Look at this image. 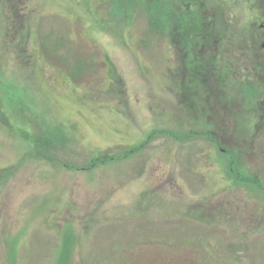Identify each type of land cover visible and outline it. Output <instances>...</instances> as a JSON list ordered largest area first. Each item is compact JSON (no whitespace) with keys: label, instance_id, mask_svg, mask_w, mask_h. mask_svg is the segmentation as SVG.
Returning <instances> with one entry per match:
<instances>
[{"label":"rangeland","instance_id":"1","mask_svg":"<svg viewBox=\"0 0 264 264\" xmlns=\"http://www.w3.org/2000/svg\"><path fill=\"white\" fill-rule=\"evenodd\" d=\"M99 1L0 0V108L13 127L0 118V264H55L69 234L67 264H149L148 251L191 264L190 241L202 264H264V195L235 182L226 149L202 134L231 147L232 122L219 114L206 128L184 113L170 90L175 49L144 15L116 25ZM228 3L243 26L247 6ZM40 123L66 137L54 161L30 157L18 130L33 136ZM255 144L241 164L264 183V139ZM122 249L146 258L124 262Z\"/></svg>","mask_w":264,"mask_h":264},{"label":"trees","instance_id":"2","mask_svg":"<svg viewBox=\"0 0 264 264\" xmlns=\"http://www.w3.org/2000/svg\"><path fill=\"white\" fill-rule=\"evenodd\" d=\"M228 1L104 0L99 1L98 5L108 8V15L116 25L126 21L127 26H132L136 13L144 15L149 35L171 44L176 51L178 68L170 69V90L175 93L181 108L185 110L184 113L192 118L194 116L206 128H213L219 114L225 116V121L232 122L233 126L227 128V135L234 140L231 147L224 141L214 139L207 130L202 134L210 137L217 148L226 149L221 150L220 156L227 163V171L235 176V182L255 188L264 195L263 181L258 177L247 176L241 164L250 151L254 152L253 144H259V140L264 139V0H240L247 6L245 7L249 17L243 26H237L233 22V9ZM16 7L19 8L12 6L14 12ZM5 8L13 14L11 7ZM259 31L263 32V36ZM248 59L250 65L245 67L248 73L239 71L242 69L241 62L244 64ZM214 87L217 89L215 97L211 94ZM212 102L219 103L221 107H213ZM5 113L0 110L1 121L9 124ZM46 127L47 125L43 131L41 123L37 124L38 133L33 136L28 126L18 130L24 141L32 144L30 157L35 160L54 161L56 154L64 149L66 137L58 128L54 131ZM9 128L13 129L11 124ZM188 135L190 138L196 136L193 132ZM143 148L135 147L118 158L104 155L94 160V167L96 169L130 158L144 150ZM203 215L200 213L201 217L197 221L204 223L207 216ZM191 217L195 219L196 213L193 212ZM206 223L211 225L210 219ZM74 240L71 234L64 237L63 248L55 264L68 263ZM190 242V247L198 248V252H194L192 259L189 257V262L202 264L199 256L201 247ZM204 244L203 241L202 245ZM118 251L123 254L117 255H121L120 259L124 262L137 260V263V257L146 258L141 253L128 254L125 249ZM204 251L207 254L205 249ZM163 255L148 251L149 264H158L159 260L164 259ZM178 255L183 253L178 252ZM205 256L209 259V255Z\"/></svg>","mask_w":264,"mask_h":264}]
</instances>
